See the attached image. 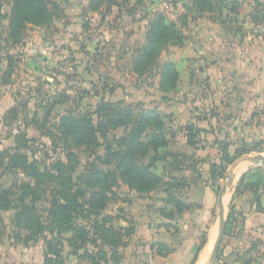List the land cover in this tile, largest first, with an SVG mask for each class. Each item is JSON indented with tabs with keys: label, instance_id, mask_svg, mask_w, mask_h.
Listing matches in <instances>:
<instances>
[{
	"label": "crops",
	"instance_id": "0c3cea01",
	"mask_svg": "<svg viewBox=\"0 0 264 264\" xmlns=\"http://www.w3.org/2000/svg\"><path fill=\"white\" fill-rule=\"evenodd\" d=\"M150 1L149 4L145 3L146 0L130 1V6L136 11L129 13L130 22L127 27L137 31L141 26L138 31L141 36L138 49L145 42L148 24L155 14L163 15L181 29L185 39L183 45L169 46L162 54V57L165 56L164 60L172 62L178 72L176 89L169 93L160 92L158 76L153 77L152 85L145 86L141 83L144 76L139 77L132 73L130 59L122 70L116 67L107 68L105 81L111 89L106 93L92 95L98 102L123 101L130 104L132 82L139 84L136 89L143 95L137 103L146 109H155L165 118L166 127L173 134L169 150L186 155L188 162L192 166L195 164L198 173L190 170L171 176L167 173L164 176L156 173L163 182L170 178L186 179L188 186L176 189L173 195L183 204L189 205V210L177 212L173 205L166 204L167 195L163 188L140 194L124 186L122 192L127 196L115 202L116 212L108 215L113 217L111 225L114 228L133 229V233L125 240L126 245L119 252L121 264H204L209 245L207 226L212 221L211 201L213 193L216 194L208 173L209 165L219 161L218 143H229L228 152L233 155L236 142H232L225 134L241 132V127L237 129L239 125L244 128L251 126L249 121L255 120L256 113L264 108V23L250 20L254 2L264 5V0H232L240 4L238 13L234 16L224 9L222 16L208 13L189 14L188 9L191 10L194 0H174V3L173 0ZM51 2L63 7L61 17L54 18L52 22L51 26L55 28L47 33L54 42L47 43L45 51L42 52L53 62L55 56H52L51 51L57 49V44L64 42L62 39L57 41L58 35H64L68 39L73 30L77 33L84 32V21L100 15L103 10L87 11V0ZM113 9H119L118 5L112 6L109 11L112 12ZM136 12L145 13L136 19ZM182 16L185 17L183 26L180 22ZM5 22L7 27V19L3 21V25ZM116 26L115 34L119 37L126 28L122 24ZM86 42L89 43L88 39ZM138 49L134 52L127 50L126 55L134 56ZM86 50L89 49L84 52ZM52 62L47 67L51 73L54 67ZM6 67L0 72V116L6 115L16 106L13 90L9 89L13 85L17 67H13L5 84L2 76ZM189 125L200 130L194 146L187 144L185 132L182 130ZM204 231L206 241L199 249L200 236ZM19 246L26 248L14 243L12 239H8L6 244L2 240L0 264H12ZM194 255L197 257L193 261ZM65 257L67 264H85L77 255L70 254L69 249L65 251ZM42 261L43 256L39 264Z\"/></svg>",
	"mask_w": 264,
	"mask_h": 264
},
{
	"label": "trees",
	"instance_id": "16d2710c",
	"mask_svg": "<svg viewBox=\"0 0 264 264\" xmlns=\"http://www.w3.org/2000/svg\"><path fill=\"white\" fill-rule=\"evenodd\" d=\"M8 1L10 8L9 14L6 15L3 13L6 2L0 0V28L7 19V38L12 44L20 43L28 26L46 27L56 18L50 9L56 5L49 0ZM87 1V11L100 12L103 8L108 11L124 0ZM239 8L240 4L232 0H194L188 13L222 16L224 9L234 16ZM253 9L250 20L254 23H264V5L255 1ZM180 22L183 26L184 16L180 18ZM184 40L177 25L163 15L155 14L148 24L145 43L131 59L132 73L143 77L153 72V75L159 77L160 92L174 91L178 83V72L172 62L161 61V56L169 46H182ZM14 65L12 62L6 67L2 76L3 83L8 82ZM6 114L16 117V108ZM56 129L58 138L65 146L93 152V161L87 165V173L77 178L78 184L72 177L77 161H74L70 154L66 164L56 161L41 169L27 154L19 153L17 147L13 154L7 153L1 163L5 169L15 170L26 179L25 182L0 192V213L14 211L12 226L30 232L24 239L17 235L10 236V239L26 247V244L35 243L37 238L43 235L42 264H67L64 249L66 246L70 254L77 255L85 264H121L119 250L126 245L125 240L133 233V229L114 228L111 225L113 217L104 214L107 204L115 203L119 199L114 191L119 183L140 194L163 188L167 195L166 204L173 205L177 212L191 208L173 195L176 189L188 186L186 179L170 178L169 181L163 182L154 172L156 166L161 163L165 166L164 172L169 176L183 170L198 173L195 164L192 166L186 155L169 150L173 134L168 131L165 118L155 109H146L142 104L131 106L123 101L111 103L100 100L90 113L77 117L61 116ZM182 130L185 132L187 144L194 146L200 130L195 129L193 125ZM118 131L121 132L120 135H116ZM23 140L26 143L31 141L26 136ZM17 142L19 141H15ZM218 144L219 161L209 165L208 172L213 187L217 181L225 178L227 167L235 157L239 158L252 151L235 145L233 155H230L229 143ZM101 149L102 153H99L98 150ZM11 195H15L17 203L8 200ZM42 198L49 199L48 224L42 223L35 208V203ZM78 220L85 222L78 224ZM229 221L230 217L224 235ZM4 227L0 214V244L4 238ZM54 231L58 242L53 246L49 240ZM65 234H70V237H64ZM205 241L204 231L200 236L199 249L204 246ZM196 257L197 255H194L193 261Z\"/></svg>",
	"mask_w": 264,
	"mask_h": 264
},
{
	"label": "rangeland",
	"instance_id": "374dc122",
	"mask_svg": "<svg viewBox=\"0 0 264 264\" xmlns=\"http://www.w3.org/2000/svg\"><path fill=\"white\" fill-rule=\"evenodd\" d=\"M130 1L120 2L119 9H113L112 12L109 11L110 9L107 11L103 8V11L99 13L101 16H92L85 20L84 32L77 33L73 30L68 39L64 38V35H58L57 41L63 40L64 42H59L57 49L54 48L53 52L51 51L52 56H55L53 62L42 54L47 43L54 42L47 34L53 31L52 28H55L51 26L52 23L39 28L41 30L28 26L19 44H12V41L8 40L7 22L2 24L0 28V72L12 62L17 67L13 85L9 89L13 90L17 116L13 117L11 114L0 116V192L26 181L15 170H8L1 166L7 153L13 154L17 147L19 153L27 154L37 162L41 169L56 161L66 164L68 154L72 155L73 160L77 161L76 169L72 175L76 184H78L77 178L87 173V165L93 161V152L84 148L76 149L72 146H65L58 138L56 128L59 118L63 115L77 117L92 112L98 103V99L94 98L92 94L106 93L111 89L105 81L107 68L116 67L122 70L134 57L126 55V53L127 50L134 52L140 46L141 36L138 31L141 26L137 28V31L135 28L127 27L130 22L129 13L136 11L130 6ZM5 2L3 12L9 14V1L5 0ZM150 2V0H146L145 3L149 4ZM54 5H56L55 8L52 6L50 9L56 18H60L63 7L60 4ZM144 13L136 12L134 14L137 19ZM119 18L122 19L118 22ZM120 24L126 30L116 37V25ZM86 39L89 43L86 42ZM85 49L89 50L84 52ZM164 58L165 56H161V61H167ZM51 62L54 65L53 73L47 68L50 67ZM154 76L153 72L147 73L141 83L145 86L152 85ZM132 86L130 94L132 100L128 105L136 106L140 104L137 101H140L143 93L136 89L139 84L132 82ZM256 115L255 120L249 121L251 126L244 128L239 125L237 129L239 130L241 127V132L225 134L232 142H236L237 147L252 151L239 158L235 157L227 167L225 178L214 184L216 194L213 193L211 201L212 221L210 226H207L209 232L208 257L206 256L204 264L209 262L222 220H226L227 226L228 217H230L229 227L226 235H223L213 264H264V166L256 164L253 159L259 155L264 157V108ZM120 134V131L116 132V135ZM25 136L31 139L30 143L24 142L25 139L22 141ZM15 141L19 142L15 143ZM98 151L102 153V149ZM163 167L165 168L163 164H158L154 172L162 173L164 176L166 172ZM233 168L236 169V177L234 184L226 191V196L222 201L224 216L221 219L218 214L217 196ZM123 188L124 186L119 183L114 190L120 196L119 201L127 196L125 192H122ZM8 200L16 202L15 195H11ZM35 208L42 223L48 224L50 219L48 216L49 199L42 198L37 201ZM116 210V204L109 202L104 214L108 215ZM0 214L5 226L3 238L5 244L8 243L10 236L17 235L22 239L29 235L30 232L12 226L14 211ZM84 222L78 220L77 223ZM64 237L68 238L70 234H65ZM42 238L43 235L37 238L38 241L35 243L29 242L26 244V248L21 246L16 248V257L12 264H39L42 251H44ZM49 241L53 246L58 242L55 231ZM67 248L66 246V250H68Z\"/></svg>",
	"mask_w": 264,
	"mask_h": 264
},
{
	"label": "water",
	"instance_id": "95a60500",
	"mask_svg": "<svg viewBox=\"0 0 264 264\" xmlns=\"http://www.w3.org/2000/svg\"><path fill=\"white\" fill-rule=\"evenodd\" d=\"M253 159H254L256 164H260L261 166H264V157L259 155L257 157H254ZM235 177H236V169L233 168L230 170V173H229L227 180L222 185V187L218 193V197H217L218 214H219V217L221 219L224 216L222 201L226 196V191L229 188H231L232 185L234 184ZM225 226H226V220H222L221 225L219 226V230L217 232V237H216L215 242H214V247H213L212 253L210 255L209 262L207 264H213L216 260L218 250H219V247H220L223 235H224Z\"/></svg>",
	"mask_w": 264,
	"mask_h": 264
},
{
	"label": "bare ground",
	"instance_id": "6f19581e",
	"mask_svg": "<svg viewBox=\"0 0 264 264\" xmlns=\"http://www.w3.org/2000/svg\"><path fill=\"white\" fill-rule=\"evenodd\" d=\"M247 165V164H246ZM238 170V169H237ZM228 197V196H227ZM224 210V209H223ZM211 233V232H210ZM211 238V237H210ZM207 241H208V239H207ZM208 243V242H207ZM209 248V247H208ZM208 250V249H207ZM207 253H208V251H206ZM205 257V256H204ZM208 257V256H207ZM200 258V257H199ZM198 258V259H199ZM200 263V262H199ZM202 264V263H201Z\"/></svg>",
	"mask_w": 264,
	"mask_h": 264
}]
</instances>
